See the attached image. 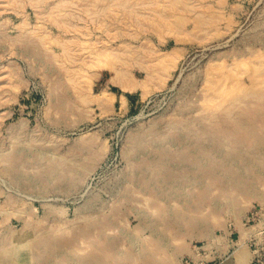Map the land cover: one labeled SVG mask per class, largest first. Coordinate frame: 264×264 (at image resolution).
<instances>
[{"label": "rangeland", "instance_id": "374dc122", "mask_svg": "<svg viewBox=\"0 0 264 264\" xmlns=\"http://www.w3.org/2000/svg\"><path fill=\"white\" fill-rule=\"evenodd\" d=\"M263 239L264 0H0V264H249Z\"/></svg>", "mask_w": 264, "mask_h": 264}, {"label": "crops", "instance_id": "0c3cea01", "mask_svg": "<svg viewBox=\"0 0 264 264\" xmlns=\"http://www.w3.org/2000/svg\"><path fill=\"white\" fill-rule=\"evenodd\" d=\"M99 79H100L99 84L101 85L102 88L117 87V89L119 90V94L117 96V94L113 93L114 96L116 97L115 99L123 98L125 103L128 101L129 94H131L132 91H137L138 89H140L138 86L136 88H134L133 90L122 89V87L117 82H113V77L109 76L107 71H101L99 73ZM234 253L235 252H232L230 255H228L226 258H224L219 264H247L246 263L247 261H245L246 260L245 252H243L241 255L243 261L238 259L240 257V255L238 257V256H235Z\"/></svg>", "mask_w": 264, "mask_h": 264}, {"label": "bare ground", "instance_id": "6f19581e", "mask_svg": "<svg viewBox=\"0 0 264 264\" xmlns=\"http://www.w3.org/2000/svg\"><path fill=\"white\" fill-rule=\"evenodd\" d=\"M168 55L170 56V54H168ZM113 82H117L122 87V89H124V90H133L134 88L137 87V83L133 82V80H131L130 78L125 77V75L123 74V71H121L120 69H116L115 70V75L113 77ZM100 94H104V93L101 92ZM107 96L111 97L112 95L111 94H107Z\"/></svg>", "mask_w": 264, "mask_h": 264}, {"label": "built area", "instance_id": "2783aa9c", "mask_svg": "<svg viewBox=\"0 0 264 264\" xmlns=\"http://www.w3.org/2000/svg\"><path fill=\"white\" fill-rule=\"evenodd\" d=\"M262 241H263L262 242L263 245L261 246V250H264V239ZM186 264H190V263H186ZM249 264H264V255L261 256L259 252L253 253L252 257L250 258Z\"/></svg>", "mask_w": 264, "mask_h": 264}]
</instances>
